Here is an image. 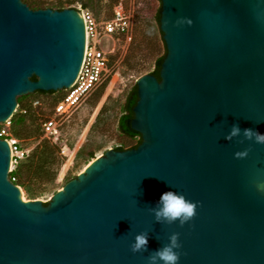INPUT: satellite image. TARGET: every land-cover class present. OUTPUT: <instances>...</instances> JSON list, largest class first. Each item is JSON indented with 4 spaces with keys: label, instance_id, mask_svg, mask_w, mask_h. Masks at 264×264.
Instances as JSON below:
<instances>
[{
    "label": "water",
    "instance_id": "water-1",
    "mask_svg": "<svg viewBox=\"0 0 264 264\" xmlns=\"http://www.w3.org/2000/svg\"><path fill=\"white\" fill-rule=\"evenodd\" d=\"M157 7L166 54L159 80L135 83L136 148L109 149L49 199H27L9 180L0 136V264H147L173 232L179 264H264V145L225 140L233 124L264 134V0ZM84 49L79 10L0 0V124L17 97L69 88ZM167 191L198 204L182 227L155 223L147 210ZM142 231L149 251L133 254Z\"/></svg>",
    "mask_w": 264,
    "mask_h": 264
},
{
    "label": "rangeland",
    "instance_id": "rangeland-1",
    "mask_svg": "<svg viewBox=\"0 0 264 264\" xmlns=\"http://www.w3.org/2000/svg\"><path fill=\"white\" fill-rule=\"evenodd\" d=\"M22 1V0H21ZM44 3L46 6L62 5L65 8L84 9L78 0H29ZM121 4L128 18V28L125 35L103 36L98 41V47L108 57V74L84 99V101L71 110L69 114L61 117L54 116L55 100L64 94V90L54 94H29L28 102L32 108L37 107V112L42 118L55 119L59 130L57 140L48 139L44 132L39 140L33 139L17 141V145L29 154L41 140L45 139L59 147L60 165H55L50 179L39 183L31 181L27 186L31 190L30 196L26 195L25 188L20 187L21 195L27 199H49L55 191L61 189L67 179L77 176L98 155H103L107 150L122 145L129 147L135 144V139L130 140L120 134L117 121L121 115V107L125 98L136 81L143 75L153 71L157 58L165 54V45L155 20L158 10L157 0H99L96 9L88 10L97 23H102L112 17L113 9ZM85 10V9H84ZM27 102V103H28ZM14 114H19L17 107ZM10 121V120H9ZM5 127L0 124V128ZM84 147V154L94 153L90 161L86 157L76 159L77 151ZM19 162L10 165V172Z\"/></svg>",
    "mask_w": 264,
    "mask_h": 264
},
{
    "label": "trees",
    "instance_id": "trees-1",
    "mask_svg": "<svg viewBox=\"0 0 264 264\" xmlns=\"http://www.w3.org/2000/svg\"><path fill=\"white\" fill-rule=\"evenodd\" d=\"M98 1L99 0H78L82 8L93 11L96 9L95 7L98 4ZM22 2L27 4L33 10L51 8L60 11L63 9H68L60 4H57L54 7V6H46L44 5V3L34 4L29 0H22ZM159 18H160V8L156 11L155 14V20L158 22V24H159ZM165 54L156 59L154 69L151 73H149L155 76L158 80L160 79L159 77L160 66L165 57ZM34 93L44 95V94H54L55 92L35 91ZM28 95L17 97L19 114H13V116L10 119V124H11L9 128L10 135L19 141H25L29 139H33L34 141L39 140L42 135L40 134V132L43 133L42 125L45 121L48 120V118L47 119L42 118V114L41 113L39 114L37 112V107H35V109L32 108V103L26 100ZM63 95L64 94H62L61 97L55 100L54 106L62 99ZM136 101H137V94H136V84H135L125 98L124 104L121 107V115L119 116L117 121V127L120 134H122L124 137L130 140L135 139V144L129 147H123L122 145H120L114 147L113 150L123 151V150L133 149L136 148L141 143L140 134L133 131L130 127V121L133 118L132 109L136 104ZM59 150H60L59 147H57L54 144H51L49 141L45 139L41 140L40 143L36 145L35 148H33L29 154L25 155V157L19 160V162L14 166L12 171L9 173V180L11 181V179L14 178L15 180L12 181V183L19 187H24L26 195L30 196L29 193H31V190H29L27 186L30 184L31 181H39V183H42L50 179L51 174L54 178L55 172L53 171V167L55 165L57 166L60 165V161L58 157ZM83 156L86 157L87 161H90L94 158V153L89 152L87 154H84V147H82L77 151L76 159L81 158ZM75 177L76 175L74 177L67 179L66 182L70 181L71 179H74ZM44 204L46 205L47 203Z\"/></svg>",
    "mask_w": 264,
    "mask_h": 264
},
{
    "label": "built area",
    "instance_id": "built-area-1",
    "mask_svg": "<svg viewBox=\"0 0 264 264\" xmlns=\"http://www.w3.org/2000/svg\"><path fill=\"white\" fill-rule=\"evenodd\" d=\"M81 12L85 27V49L83 61L79 73L73 84L64 90L62 99L54 106V116L61 117L69 114L71 110L79 106L92 90L108 74V57L98 47V41L103 36L125 35L128 28V18L121 4L113 9L112 17L102 23H97L88 10L80 7L73 8ZM5 127L0 128V136L8 141L11 152V163L17 162L27 155L17 141L9 137L7 131L10 121L3 123ZM55 119H49L42 125L44 135L48 139L57 140L59 130ZM12 181L15 179L12 178Z\"/></svg>",
    "mask_w": 264,
    "mask_h": 264
},
{
    "label": "clouds",
    "instance_id": "clouds-1",
    "mask_svg": "<svg viewBox=\"0 0 264 264\" xmlns=\"http://www.w3.org/2000/svg\"><path fill=\"white\" fill-rule=\"evenodd\" d=\"M241 134L244 139L238 141L239 143H243L244 140H247L259 145H264V134L251 128L241 130L238 124H233L231 126L229 134L225 136V140L231 141ZM248 151H250V149L237 152L235 153V157L244 158L248 155ZM197 207V203L187 200L183 194L167 191L161 195L158 203L154 207H149L147 210L153 215L155 223L172 225L178 222L182 227L195 217ZM148 240L149 234L147 231L136 234L134 236V242L130 245V251L133 254L148 252ZM181 247L179 233L173 232L168 237L167 244L149 253L147 264H179L182 255L179 251Z\"/></svg>",
    "mask_w": 264,
    "mask_h": 264
}]
</instances>
